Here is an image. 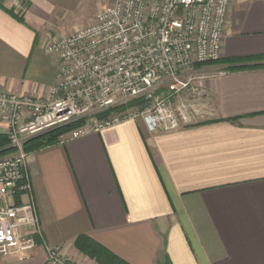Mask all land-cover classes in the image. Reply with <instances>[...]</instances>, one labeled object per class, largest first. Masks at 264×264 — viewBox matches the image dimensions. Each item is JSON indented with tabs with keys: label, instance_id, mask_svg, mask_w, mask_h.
<instances>
[{
	"label": "crops",
	"instance_id": "0c3cea01",
	"mask_svg": "<svg viewBox=\"0 0 264 264\" xmlns=\"http://www.w3.org/2000/svg\"><path fill=\"white\" fill-rule=\"evenodd\" d=\"M19 1L0 0V91L43 95L58 64L48 33L82 0ZM239 57H264V0L231 2L221 58ZM249 65L199 67L215 122L153 133L130 119L29 152L44 241L0 264H47V246L99 264L82 236L129 264H264V59Z\"/></svg>",
	"mask_w": 264,
	"mask_h": 264
},
{
	"label": "built area",
	"instance_id": "2783aa9c",
	"mask_svg": "<svg viewBox=\"0 0 264 264\" xmlns=\"http://www.w3.org/2000/svg\"><path fill=\"white\" fill-rule=\"evenodd\" d=\"M231 2L110 0L92 23L47 43L58 64L46 94L0 91V121L13 151L0 158V256L28 258L44 241L24 149L30 138L81 118L86 123L61 141L130 119H143L153 133L218 120L199 67L222 57ZM12 5L27 10L19 0ZM131 99L143 102L96 115ZM23 195L29 199L16 201ZM46 249L47 264H79L58 247Z\"/></svg>",
	"mask_w": 264,
	"mask_h": 264
},
{
	"label": "trees",
	"instance_id": "16d2710c",
	"mask_svg": "<svg viewBox=\"0 0 264 264\" xmlns=\"http://www.w3.org/2000/svg\"><path fill=\"white\" fill-rule=\"evenodd\" d=\"M263 60L264 57H239V58H220L216 61H211L209 63H218L223 65L225 70H236L250 67V62H255V60ZM202 64V65H205ZM200 65V66H202ZM143 100L131 99L125 103L110 107L104 112H98L96 115L100 118L110 115L115 111L125 109L130 106H134L142 103ZM87 121V118H81L64 126L48 130L40 135L34 136L27 140L24 144L25 151L32 152L47 146L56 144L60 142L61 137L70 133L71 131L83 126ZM217 121V120H215ZM212 121V122H215ZM12 149L9 147V138L6 134L0 135V156L11 152ZM20 196L17 197V201L20 202ZM76 245L84 254L95 258L99 264H129L126 261L118 258L114 254H110L102 246L94 242L88 237L82 236L76 240ZM162 264H171L170 260L166 258L165 262Z\"/></svg>",
	"mask_w": 264,
	"mask_h": 264
},
{
	"label": "rangeland",
	"instance_id": "374dc122",
	"mask_svg": "<svg viewBox=\"0 0 264 264\" xmlns=\"http://www.w3.org/2000/svg\"><path fill=\"white\" fill-rule=\"evenodd\" d=\"M109 1L110 0H82L81 3L76 7V9L71 10L64 16V32L60 31L59 33H57L55 31H51L48 34H50L51 39H52L54 37L64 36V34L72 33L75 30L80 29L84 27L85 25H88L89 23H92L96 19L97 14L104 7L107 6ZM131 107L133 106L127 107L125 109L127 110ZM121 110H124V109H121ZM12 153L13 151L0 156V158L12 155Z\"/></svg>",
	"mask_w": 264,
	"mask_h": 264
}]
</instances>
